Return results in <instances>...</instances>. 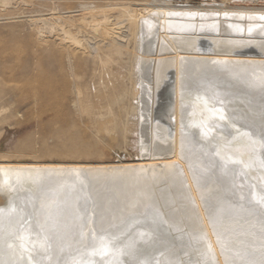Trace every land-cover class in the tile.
Returning a JSON list of instances; mask_svg holds the SVG:
<instances>
[{"label": "rangeland", "instance_id": "1", "mask_svg": "<svg viewBox=\"0 0 264 264\" xmlns=\"http://www.w3.org/2000/svg\"><path fill=\"white\" fill-rule=\"evenodd\" d=\"M150 1L0 0V163H55L58 166H91L95 169L111 166L113 163L138 162L139 156L144 152L142 143L149 144L150 132L140 124L137 130L140 132H130L126 141L121 136L122 124L115 134H108L103 126L113 116L117 119L119 117L118 120L120 117L124 119V122L120 120L122 123H133L135 118L138 120L135 122L144 123L150 112L157 107L153 102L157 97V114L160 118L154 123L164 129L168 127L166 134L175 132L177 116L180 124L182 120L184 122L180 127L186 126L185 131H179V141L184 144L181 145L182 148L186 147L187 152L191 151L189 153L193 158V165L189 164L190 172L195 176L199 171L195 176L200 178V181L196 180L199 182L198 190L206 189L199 193L202 194V199L205 197V201L212 199H209V205L215 214L210 211V216L213 221L217 217V226L225 232L219 244L222 246L224 259H228L225 260L226 264H264V64L256 65L255 68L244 62L227 61L191 63L183 60L187 62H184L185 65L183 61L177 64L162 46V40L153 52L150 39L139 45H136L134 39H130L129 42L126 41L127 47H124L118 62L111 66L113 73L109 80L97 63L91 44L96 41L90 39L91 43L88 41L83 46H76L72 37L66 34L68 30L74 31L72 25L65 20L66 17L82 24L81 18L94 13L104 20L120 9L137 11L141 5ZM162 1L179 13L174 20L183 24H203V31L206 33L200 36H209V32L213 31L211 24L215 21L239 24L243 19L238 18L235 13H239L241 9L264 10V0H161V3ZM62 15L63 19L58 20L60 28L51 32L48 28L50 22H56L57 17ZM250 24L254 26L253 34H264L258 27L264 25V16L255 17ZM105 29L110 38H100V41L106 43L101 54L114 56V48L124 36L118 34L116 25L113 26V33L111 28ZM83 30L90 32L85 23ZM94 31L97 32V28ZM126 32L128 35V31ZM240 37L227 35L230 39ZM260 38L262 37L251 35L247 39ZM181 45L195 50L215 48L217 51L233 53L239 49L243 55L252 51V45H249L250 49H245L239 48L237 43H230L227 45L230 48L226 49V45L216 47L217 42L211 40L188 43L181 41ZM136 57L139 58L138 67L137 64L132 66ZM132 69L137 75L135 78L147 84L148 88L137 85L139 97L129 98L130 96L123 95L124 101L126 99L123 102L120 95L125 87H130L127 83L132 86L128 79V73ZM72 73L77 76V80L72 77ZM146 74L149 76H145ZM180 77L184 81H180ZM176 78L182 83L180 91L184 88L181 91L182 100L180 98L178 102L181 106L177 110L174 99L170 96L173 94L172 86ZM102 79L105 84L103 86L100 82ZM91 81L95 82L99 92L85 90L86 84ZM76 82L85 87L83 106L79 105L73 92ZM140 93L144 94L141 96ZM109 104L113 106L112 115L108 113ZM130 104H133V108L139 105V109L135 108L127 113L128 107H132ZM140 106H147L142 107L143 113ZM149 107L150 111L146 110ZM81 109H84V113ZM202 113L206 117L209 114L208 119ZM199 114L205 117L204 121ZM187 121H191L193 126L190 127L191 123ZM198 123H203V126ZM170 126L173 129L169 130ZM182 131L188 135H182ZM162 132V129L155 132L156 140L162 141ZM167 141L169 140L165 144L164 140L165 145H169L170 142ZM164 144L161 147L164 148ZM166 147L167 150L169 146ZM163 148L159 151H163ZM233 152L236 153L235 156ZM210 153L212 157H209ZM252 155L256 156L252 158ZM237 161L239 162L236 163ZM194 164L197 169L192 172L191 168H196ZM256 165L260 170L258 172L255 170ZM259 172L263 173L262 179L258 178ZM124 180L121 177L109 179L91 176L84 183L67 186L65 180L51 177L41 183L28 180L20 181L22 185H0V264H213L200 242V228L197 224H184V217L173 210V206H160L152 201L144 193L143 187L129 194ZM143 193V199L147 202L136 203L132 200V196L142 198ZM52 201L55 205L49 208L48 204ZM165 210L170 211L168 223L159 216ZM48 213L56 217L53 216L51 220ZM28 215H31L30 219H26ZM73 215L80 220H73ZM90 219L91 223L88 222ZM180 230L186 233L182 234Z\"/></svg>", "mask_w": 264, "mask_h": 264}, {"label": "bare ground", "instance_id": "2", "mask_svg": "<svg viewBox=\"0 0 264 264\" xmlns=\"http://www.w3.org/2000/svg\"><path fill=\"white\" fill-rule=\"evenodd\" d=\"M5 1H8V0H5ZM163 3H164L163 1L161 3V0H151L147 4L141 5L140 8L137 11H134L133 9H120L119 11L113 13L110 17H107L104 20H101L100 19V16L92 13L88 17L84 16L83 18H81V21L83 22L82 24H80V22H78L75 19L66 17L65 20H67V22L70 23L72 25V28L74 29V31H72V29L71 30H68V32H66V34H68L69 36L72 37V39L74 40V43L76 44V46H79V45H82L83 46L84 43H87L88 41L90 42V39L96 41L94 43H91V42L90 43L92 44V47L94 48V52L96 54L95 56L97 57V63L99 64V66H100V68H101V70L103 72V75H105V76L108 75L107 78L109 80L112 79V73H113V72H111V66L113 64H115V63L118 62V60L120 59V57L122 55V52L124 50V47H127L126 44L129 42L128 40H130V39H134L135 42H136V45H139L143 41H146L147 39H150V41H151L150 43L152 44L151 50L153 52L157 50V46L159 45V43L162 40V46L169 51V53L171 55L170 58H172L177 64H178L179 61L181 62L183 60H186V61L188 60L189 62H191V61H194V62L195 61H202V62L227 61V62H231V63L244 62V63H247L248 66H251V68L252 67L255 68L256 65H259V64H264V39H262L264 37V34H253L252 33V29H254V26L252 24H250V21H252L255 17H258L260 15L264 16V10H260L258 8L257 9L256 8H246V9L244 8V9H241L239 13H235V15L238 18H240V19L242 18L243 19L239 24H227V23H222L220 21H215V22H213L211 24V30H213V31L209 32L210 33V34H208L209 36H200V34L206 33L205 31H203V24H199V23H190V24L184 23L183 24V23H181V22H179L177 20H174L179 15V13L176 12V11H173L169 5H166V4H163ZM258 12H261V14H258ZM58 15H60V13ZM61 19H63V15L62 16H58L56 22H50L48 28L50 29L51 32L52 31H55L56 32V29L58 27L60 28V25L58 23V20H61ZM84 23L86 24V26H88V28H90V30H89L90 32L89 33H87L86 30L85 31L83 30ZM114 25L117 26L118 34L119 35H123L124 36V39L119 44H117L115 46V48H114V56L102 55L101 53L104 50V48L106 47V45H105L106 43H103L102 41H100V38H110V34L107 32V29H105V28H107V27L108 28H111L110 31L113 33V26ZM258 27H259V29L261 31L263 30V32H264V25L263 26L261 25V26H258ZM96 28H97V32L94 31ZM126 31H128V35H126V33H127ZM217 34H221L222 36L221 37H217V36L214 37L213 36V35H217ZM229 34H231V35H239L241 37L240 38H232V39H230V38H227V35H229ZM251 35H257L258 37L261 36L262 38L256 39V40L247 39L248 36H251ZM65 40H66V38H65ZM196 40H211V41H215V42H217L216 47H222V46L226 45V47H225L226 49H229L230 48V47L227 46L230 43H237V44H239L238 45L239 48H245V49H247V48L250 49V46L249 45H252L251 50L252 51H255L256 53H254V52L251 51L250 53L246 54L247 55L246 56V55H243L239 49H236L235 52L233 53V52H228V51H217L215 48L214 49H211V50L210 49H207V50H204V49H202V50L196 49L195 50L192 47L191 48L190 47L188 48V47H183V45H181V41H185V42L188 43V42L196 41ZM126 41H128V42L126 43ZM246 41H249L251 43H248ZM68 53H71V52H68ZM150 57H152V56L150 55ZM150 60H151V58H150ZM135 62H133V65L132 64L131 65L135 67L136 64H137V67H138V65H139V58L136 57ZM148 62H151V61H148ZM148 62H147V64H148ZM170 62L173 63L172 61H170ZM184 62L185 61H183V63ZM187 62H185V63H187ZM183 63H182V65H183ZM185 63H184V65H185ZM171 66H172V64H171ZM147 68H144V69L147 70ZM251 70L253 71L254 69H251ZM176 71H177V69H176ZM180 71H181V68H180ZM143 72H141V73H143ZM177 72H179V71H177ZM148 73H149V70H148ZM128 74H129V76H128ZM128 74H127V76H128L129 81H130L129 83L131 84V82H132V86L131 85H128V83H127V86H130V87H127V89L125 87L124 92L120 96L121 97L123 95L130 96L129 98L139 97L137 85H139V84L141 86L143 85L142 86L143 88H144V85H145V87L148 88V85L147 84H144V82H142L141 80L135 78V75L136 74L134 72V69H132V71H130V73H128ZM252 74H253V72H252ZM143 75H144V73H143ZM147 75L148 74H146L145 76H147ZM177 75H176V77H178ZM75 76L76 75L74 73H72V77H74L76 79L77 76L76 77ZM113 76H114V74H113ZM183 77H180V81H181V79ZM147 80L149 81V79H147ZM125 81H126V78H125ZM100 82H102V86L105 85V84H103V79ZM180 83L181 82H179V78H176L175 81H174V83H173V86H172L173 94L170 95V96H172V99H174V102H175L174 103L175 104L174 107L176 108V110L178 109V107L180 105V103L178 105V102H180V98L182 100V97H183V96H181V91L184 90V88H182V90L180 91L181 84H182V83L181 84ZM86 87H87V89H85V87H81L79 84H77V82L74 83L73 92L75 93V98L78 101L79 105L80 104L82 105L83 104L82 102L86 98L85 97L86 96L85 95L86 93L83 90V88L86 91L88 89H90V91L91 90L95 91L97 89V86H96L95 82H92V81L91 82H88L86 84ZM146 90L149 91V89H146ZM97 92H99V91H97ZM141 92H143V91H141ZM145 92H147V91H145ZM89 93H91V92H89ZM140 95H141V93H140ZM148 96H150V95H148ZM124 97L121 98L123 102L126 101V99L124 101V99H123ZM145 97H143V98H145ZM132 100H131V102H132ZM145 100H143V101H145ZM147 101H149L148 98H147ZM153 102L157 105V107H159L158 98L157 97L153 99ZM74 103H75V101H74ZM137 103H139V102H137ZM143 103H145V102H143ZM181 104L184 105L183 103H181ZM98 105L99 104H97V106ZM126 105H127V103H126ZM122 106H124V104ZM149 106H151V105H149ZM193 106H195V105H193ZM75 107H76V105H75ZM125 107H123V108H125ZM142 107L143 108H146L147 106L146 107L142 106ZM142 107L140 108V110L142 109ZM157 107L150 112L149 117L147 118L146 121L144 120L145 121L144 123L135 122V121H138V120H136L135 117H134L135 118V121H133V123L131 121H127L126 123H122L121 121L123 120V122H124V119H121V117H120V120H121L120 121V120H118L119 117L117 119L114 116L112 118H110L109 120H107V121L104 120L106 123L104 124L103 129L108 134L109 133L115 134L116 132H118L119 129H120L119 126H120V124H122L121 136H123L124 140H126V141L128 139V136H129L128 134L130 132L133 133L134 131H137L138 130V127L140 128V126H139L140 124L143 125V127H145L148 132H150L149 134H151V135H150V138H148L150 140L148 142L149 144H143L142 143V150L144 152L143 153L141 152L142 154L138 158V159H140V161H138V162H131V163H113L111 166H101V167H96L95 169H93V167H91V166H70V165H59L58 166L55 163H29V162H23V163H21V162L20 163H0V185H4V186H12L13 184L14 185L15 184L22 185L20 181L26 182L28 180H35L36 182L41 183L44 180H46V178H51V177H54L55 178L56 177V178H60V179L65 180L66 183H67V186L68 185L72 186L73 184L84 183L91 176H100V177H105V178H109V179H114V178H117V177H121V179H123V180L125 179L124 181L127 184V191H128L129 194L132 193L134 190H136L138 188L140 189V188L143 187L144 193L152 201L157 202L160 206L161 205H165V204H167L166 206H173V210H177L184 217V219H183L184 224H186V225H189V224L190 225L197 224V226H199V228H200V232H199L200 233V242L206 248L205 250L210 255L213 264H226V261L228 259H224V256L225 255L223 256V253H222L223 250H221V247L222 246H220V244H219L220 243L219 241H221V238H222V236H224L225 232H222V230L219 229V226H217V223H218L217 217L214 218V221H215L214 222L213 219L210 216V211L212 212L214 210L209 205V202H211L209 199H211V198H209V199H207V201H205V197H203L204 199H202V197H201L202 194L199 193L200 190L201 191H204V189H205V188L204 189L202 188V189L198 190V187L197 186H198V183H199L198 181H200L199 180L200 178L198 179L195 176L198 175L199 171H198L197 175H195L196 172L193 173L195 176H193L192 173L190 172V165L189 164L193 163L192 162L193 161V158L191 156V153H189L191 151L187 152V149H185L186 147L185 148L184 147L182 148V146L184 144L179 141V135H180L179 131H181L180 129L186 128V126L185 127L184 126L180 127L184 122H182L183 120L180 118L182 120L181 121V124H180L178 122L179 120L177 119L178 118V116H177L176 123L174 124L175 125L174 126V131L175 132L172 133V134H170V132H172V131H170L169 134L168 133L166 134V130L168 129V127L164 129L163 126L162 127L161 126L159 127L157 124H155L159 120V118H160L159 115L157 114V110H158ZM135 108H138L139 109V105H138V107H135ZM135 108H133V106L132 107H128L127 113H129L131 110H133ZM149 109H150V107L148 109H146V110H149ZM168 109H174V108H168ZM184 109H186V108H184ZM81 110L83 111L84 109H81ZM108 110H109L108 113L112 115L113 114V111H114L112 104H109ZM193 110H194V108H193ZM195 110H196V108H195ZM197 110H199V109H197ZM134 111H132V112H134ZM143 112L144 111H142V113ZM167 112H169V111L167 110ZM187 112H189V111H187ZM80 113H82V112H80ZM83 113H84V111H83ZM122 113H123V110H122ZM193 113H195V111ZM197 113H198V111H196V115H197V116L195 115L196 118H198V114ZM202 114H204V116H205V113H202ZM120 115H122V114H120ZM131 115H133V114H130V116ZM135 115H136V113H135ZM145 115H143L142 117L144 118ZM175 115H177V114H175ZM185 115H187L186 112H185ZM185 115L183 113V116H185ZM201 115L199 114V116H201ZM208 115H207V117L205 116L207 119H208ZM169 116H167V117H169ZM183 116H182V118L184 119ZM204 116H203V118L200 117L201 120H203L205 118ZM137 117H138V115H137ZM162 117H166V116H162ZM211 117H212V115H211ZM187 118H186V120H187ZM200 118H199V120H200ZM228 118L226 120H228ZM126 119H128V118H126ZM216 119H215V121H216ZM219 119L220 118H218V120ZM131 120H132V118H131ZM170 120H174V119H170ZM186 120H184V121H186ZM201 120H200V122H201ZM154 121H155V123H154ZM172 122H174V121H172ZM189 122L191 123V121H189ZM213 122H214V120H213ZM170 123H171V121H170ZM188 123H187V126H188ZM227 123H228V121H227ZM236 123H234V124L236 125ZM198 124H201L202 125L203 123H198ZM207 124H208V122L206 123V125ZM230 124H231V122H230ZM190 125H191L190 127L193 126L192 123ZM213 125H214V123H213ZM217 126H218V123H217ZM100 127L102 128V126H100ZM170 127H169V130L173 129V126L171 128ZM231 127H232V125H231ZM195 128H196V126H195ZM199 128H200V126H199ZM205 128H206V126H205ZM219 128L221 129V127H219ZM158 129H162L163 130L162 137H161L162 138L161 139L162 141H159V140H156L155 139V132ZM216 129H217V127H216ZM220 129H219V131H220ZM226 129H229L230 130L231 128H227L226 127ZM189 130H191V128ZM189 130H187V132H189ZM211 130H212V128H211ZM231 130H233V129H231ZM239 130H240V128H239ZM184 131H185V129H184ZM184 131H182V132H184ZM222 132H224V131H222ZM226 132H224V133H226ZM199 133H200V131H199ZM236 133L238 134V131ZM144 134L145 133L143 132L142 135H144ZM185 134H186V132H184V134H182V135H185ZM186 135H188V134H186ZM204 136H206V135L204 134ZM227 137H229V136H227ZM230 138H232V137H230ZM146 139H147V137H146ZM167 139L169 140V141H167V143L170 142V143H168L169 145H165ZM164 140H165V144H164ZM212 141H213V139H212ZM183 142H184V140H183ZM240 142H241V140H240ZM162 143L165 145L164 148L166 146H169L167 150H166L167 147L165 148L166 151H164V148L161 147ZM214 143H215V141H214ZM224 143H226V141ZM231 143H232V139H231ZM208 144H210V143H208ZM234 144H235V142H234ZM193 145H195V144H193ZM221 145H222V143H221ZM161 148H163L162 149L163 151H159V149H161ZM220 148L222 149V147H220ZM224 150H225V148H224ZM160 152H162V154ZM235 152H233L234 153V156L236 154ZM241 152H242V149H241ZM219 153H220V151H219ZM243 153H244V151L242 152V154ZM258 153H260V151ZM206 154H207V152H206ZM214 154H216V153H214ZM224 156H223V158H224ZM244 156L246 157V155H244ZM244 156H242V157H244ZM254 156H256V155H254ZM254 156L252 155V158ZM209 157H212L211 156V153H210V156ZM250 157H251V155H250ZM219 159H217V160H219ZM244 159H242V160H244ZM262 159H264V158H262ZM246 160H248V159H246ZM224 161H222V162L224 163ZM194 162H195V159H194ZM238 162L239 161H237L236 163H238ZM227 163H229V162H227ZM195 164H194V167L197 166ZM218 164H220V163H218ZM245 164H244V166H245ZM249 164L251 165L252 163H249ZM249 164H248V166H250ZM257 164H258V162H257ZM192 165L193 164H191V166ZM221 166L223 167L224 165H221ZM239 166H240V164H239ZM240 167H242V166H240ZM251 167L253 168V167H255V165L254 166H251ZM256 167H257V165H256ZM247 168H244V170H247ZM193 169H197V167L196 168H193L192 167L191 168V171L192 172H193ZM250 169H249V171H252ZM255 170H256V172L260 171V170H258V167ZM246 173H248V172H246ZM254 173H255V171H254ZM248 174H250V173H248ZM259 174H260V172H259ZM261 174L263 176V173L262 172H261ZM261 174H260V176H258V178L259 177L260 178L262 177ZM251 175H252V173H251ZM256 176L257 175H255V177ZM199 177H200V175H199ZM195 178H197V179H195ZM255 179H257V178H255ZM196 180H198V181H196ZM203 180L204 179H202V181ZM257 181H259V180H257ZM213 183H215V182H213ZM258 183H260V182H258ZM262 183L263 182H261V184ZM210 185H212V184H210ZM257 185L259 186V184H257ZM43 186H44V184H43ZM86 187H87V185H86ZM200 187H201V185H200ZM204 187H207V186H204ZM63 190H65V188ZM144 193L142 194L143 195L142 198H140V196L138 198L132 196V200L134 202H136V203L144 201V199H145V194ZM202 193H204V192H202ZM82 198L80 200H82ZM144 202H147V200H145ZM54 205L55 204H54L53 201L48 204L49 208L50 207H53ZM169 213H170L169 210L168 211L165 210V211L160 212L159 216L162 218V220L164 222L166 221V223H168ZM212 213L215 214V212H212ZM48 215H49L48 217H50V219L53 220L52 217L55 216V215H50L49 213H48ZM30 217H31V215H28L26 217V219H30ZM74 219H76L77 221L80 220L79 218L75 217V215H73V220ZM47 220H49V219H47ZM88 222L91 223L92 222V219H90ZM180 232L182 234L183 233H186L184 230H180ZM119 233H120V231H119ZM122 236H124V235H122ZM194 241H195V239H194ZM2 243H4V242H2ZM250 252H252V251H250ZM211 259H209V260H211Z\"/></svg>", "mask_w": 264, "mask_h": 264}]
</instances>
